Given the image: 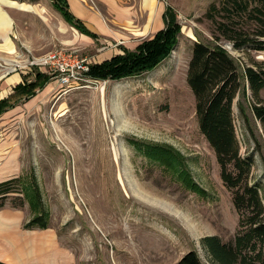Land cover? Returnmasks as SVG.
<instances>
[{"label":"rangeland","instance_id":"rangeland-1","mask_svg":"<svg viewBox=\"0 0 264 264\" xmlns=\"http://www.w3.org/2000/svg\"><path fill=\"white\" fill-rule=\"evenodd\" d=\"M17 1L46 11L13 8L15 49L0 51L8 63L7 59L16 58L29 65L61 47L102 62L127 47L125 37L111 34L83 42L87 36L63 20L52 0ZM133 1L140 6L144 2L149 9L150 2L154 7L157 2ZM214 1L158 0L159 5L174 7L181 33L171 55L156 69L120 80L83 82L74 88L57 81L48 86L47 90L54 87L46 96L45 90L0 116V180L18 166L19 171L8 178L24 176L30 184L36 176L48 211V228H27L24 223L33 216L29 204L16 208L22 215L15 223L21 233L38 232L45 241H55L72 257L70 264H177L190 250H196L205 264H213L202 239L218 235L223 242L234 241L239 214L233 192L224 184L215 151L199 128L196 100L187 80L196 41L225 48L241 73L245 64H251L246 49L214 40V26L205 17ZM147 27L136 29L135 34L146 36ZM15 50L17 57L9 54ZM250 55L264 60V50H251ZM6 62L0 59V90L11 74L7 75L12 65ZM18 80L14 75L9 83ZM242 85L233 104L234 123L241 154L254 157L250 182L260 185L264 199V122L252 111L250 90ZM261 96L264 99V90ZM155 148L175 155L180 163L169 166L163 155L152 153ZM13 152L16 171L2 174L8 158L13 164ZM145 191L157 201L145 197ZM15 203L9 201L2 209L14 208ZM48 247L53 248L51 243ZM44 256L49 259L52 254Z\"/></svg>","mask_w":264,"mask_h":264},{"label":"trees","instance_id":"trees-1","mask_svg":"<svg viewBox=\"0 0 264 264\" xmlns=\"http://www.w3.org/2000/svg\"><path fill=\"white\" fill-rule=\"evenodd\" d=\"M52 5L81 33L94 39L98 37L72 13L67 0H52ZM205 17L214 26V40L230 41L233 48L246 49L251 64H245L241 73L235 58L225 48L202 41L194 42L192 48L187 80L195 96L199 128L215 151L221 178L233 192V203L239 214V230L234 241L223 242L218 235H209L202 243L213 264H264V199L260 185L250 182L254 157L241 154L233 111L234 101L244 83L245 90H250L252 111L264 122L261 96L264 60H255L250 55L251 50H264V0H216L210 4ZM163 19L165 26L151 38L141 41L134 49L122 47L123 53L91 64L88 76L97 80H120L156 69L171 55L181 33V24L172 5H166ZM50 79L51 76L38 73L34 80L17 85L11 95L0 99V116L34 96ZM240 111L246 122L242 104ZM152 153L156 157L164 156L171 167L180 163L175 155L169 156L168 152L157 148ZM31 179L30 184L24 176L0 181V209L12 200L16 201L11 204L14 208H21L27 202L33 216L24 223L25 227L45 229L48 228V211L39 196L36 176ZM0 264L7 263L0 261ZM177 264L205 263L196 250H190Z\"/></svg>","mask_w":264,"mask_h":264},{"label":"crops","instance_id":"crops-1","mask_svg":"<svg viewBox=\"0 0 264 264\" xmlns=\"http://www.w3.org/2000/svg\"><path fill=\"white\" fill-rule=\"evenodd\" d=\"M67 1L72 13L77 18L82 20L90 31L97 34V36L99 34H111L115 37L123 36L125 37L123 40L125 41L127 47L137 46L139 43H141V41L145 40L146 36L152 37L158 30L165 26L163 14L166 6L159 5L158 0L155 4V7L154 3L150 2V9L145 7L143 1V4L140 6L133 0H93L98 6H94L89 2V0ZM146 3L149 4L147 1ZM14 7L27 11L33 10L41 14L45 13L46 11L44 8H41L38 5H33L27 2H19L17 0H0V39L4 40L0 43V51L1 49H15V43L11 36V30L15 20L13 14L16 13L15 10L13 11ZM63 20L61 21V30L64 29V23L66 22ZM147 26L149 29L147 30L148 34L146 36H138L135 34L136 29L144 30ZM73 27L74 26H72V28ZM74 29H76L78 33L80 32L77 28L74 27L73 30ZM86 36L87 38H83V42L88 44L93 38L88 35ZM9 54L16 55L17 57L18 52L15 50V52ZM0 59L6 62V58L0 56ZM7 60H10V62L6 63L12 65L9 67L10 70L8 71L7 75L10 73L11 74L3 81L4 87L3 90H0V92L5 93L0 97V99L11 95L14 92L16 86L20 83H24L25 80H34L38 73L47 74L51 76V79L41 89H38L34 96L21 103H28L31 101V99L38 97L40 94L42 95L45 90L46 92L43 95L46 96L54 87L53 86L50 90H47L48 86L54 85L58 81L56 75L50 72L48 69L30 66L27 64V62L20 63V60L18 61L16 58ZM15 66L19 67L20 70ZM14 75H18L19 80L11 84L9 83V79ZM9 87L12 88L10 92ZM13 156H17L16 152H13L10 157ZM11 162H13L12 165L8 158L2 168V174H10L11 172L16 171L15 157H13ZM18 171L19 166L18 170L8 177L13 176ZM8 177L2 178L1 180ZM16 211V208H5L0 210V243L4 248V253L0 255V261L7 264H70L72 257L60 250L56 246L55 241H45L44 238L40 237L41 233L38 232L34 234L21 233V231L16 228L15 223L17 220L21 219L22 215L20 212L18 213ZM50 243L53 248L48 247ZM47 252L52 254L49 259L44 256V254Z\"/></svg>","mask_w":264,"mask_h":264},{"label":"built area","instance_id":"built-area-1","mask_svg":"<svg viewBox=\"0 0 264 264\" xmlns=\"http://www.w3.org/2000/svg\"><path fill=\"white\" fill-rule=\"evenodd\" d=\"M93 58L81 56L76 49L60 48L51 50L29 62L30 66L48 69L58 82L67 88H74L83 82H98L88 76Z\"/></svg>","mask_w":264,"mask_h":264},{"label":"bare ground","instance_id":"bare-ground-1","mask_svg":"<svg viewBox=\"0 0 264 264\" xmlns=\"http://www.w3.org/2000/svg\"><path fill=\"white\" fill-rule=\"evenodd\" d=\"M138 183H139V182H138ZM139 188H140V183H139ZM141 188H142V187H141ZM142 189H143V188H142ZM143 191H144V189H143ZM144 194H146L145 197H147L148 199H151L152 201H153V200H154V201H157L156 196H155L154 194H151V193L148 192V191H145Z\"/></svg>","mask_w":264,"mask_h":264}]
</instances>
